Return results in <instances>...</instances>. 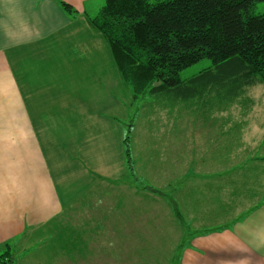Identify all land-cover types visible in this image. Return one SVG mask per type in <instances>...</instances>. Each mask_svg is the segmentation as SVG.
Wrapping results in <instances>:
<instances>
[{
	"label": "crops",
	"instance_id": "0c3cea01",
	"mask_svg": "<svg viewBox=\"0 0 264 264\" xmlns=\"http://www.w3.org/2000/svg\"><path fill=\"white\" fill-rule=\"evenodd\" d=\"M93 1L0 0L1 256L7 253L5 244L28 230L76 210L74 216L83 218L84 205L90 217L108 215L110 224L120 221L119 227L138 215L135 203L117 202L128 175L125 150L122 162L120 145L116 151L110 138L107 107L101 108L105 99L91 98V56L105 61L107 50L111 63L114 58L88 21L96 12ZM61 2L76 14L68 15ZM94 86L100 89V82ZM258 195L242 219L194 236L179 264H264V197ZM83 226L88 233V224ZM53 248L60 254L52 251L58 261L52 263L104 264L100 253L73 255L66 242Z\"/></svg>",
	"mask_w": 264,
	"mask_h": 264
},
{
	"label": "rangeland",
	"instance_id": "374dc122",
	"mask_svg": "<svg viewBox=\"0 0 264 264\" xmlns=\"http://www.w3.org/2000/svg\"><path fill=\"white\" fill-rule=\"evenodd\" d=\"M159 1L164 0H149L150 3ZM92 3L96 9L92 15L96 16L104 0ZM263 10L264 4H260L258 12ZM91 58L94 59L89 66V82H95L96 86L100 82V89L91 85V98L105 99L101 108L107 107L110 138L115 142L116 151L120 145L122 162L123 141L130 135L134 170L133 173L128 170L127 177L122 179L125 185H119L121 197L117 202L135 203L138 215L132 216L126 226L119 227L120 221L114 219L110 224L112 218L108 215L98 220L90 217V207L84 205L87 215L83 218L74 216L77 210L69 212L51 224L31 228L7 245L3 243L7 253L0 255V264H57L52 259L58 262L54 256L59 249L52 246L65 242L74 247L71 253L75 256L92 258L96 256L94 252L100 253L104 264H179L183 248L190 245L194 236L231 224L239 217L242 219L241 214L257 203L258 194L261 200L264 197L263 84L256 83L225 111H213L201 120L196 101L173 104L167 99L149 96L134 100L107 50L105 61L102 55L94 54ZM210 67L211 62L203 60L184 70L181 79L187 82ZM212 71L216 73V69ZM226 134L236 140L228 142L231 139ZM230 151L234 158H229ZM246 171L247 175L255 174L251 185L257 195L252 199L245 190L235 192L231 184L243 182ZM219 188L223 190L218 194ZM144 189L149 192H143ZM188 189L193 193L186 200ZM201 201L215 203H208L211 207H206ZM220 209L225 213L219 217V225L212 226L209 212L219 214ZM85 223L88 233L83 234ZM68 226L74 229L69 231ZM83 242L90 244L89 248H84Z\"/></svg>",
	"mask_w": 264,
	"mask_h": 264
},
{
	"label": "trees",
	"instance_id": "16d2710c",
	"mask_svg": "<svg viewBox=\"0 0 264 264\" xmlns=\"http://www.w3.org/2000/svg\"><path fill=\"white\" fill-rule=\"evenodd\" d=\"M60 4L68 15L76 14L70 5ZM260 4L264 0H104L88 21L109 44L134 100L149 96L173 104L196 101L197 115L205 120L208 113L225 111L256 83L264 85ZM203 60L211 62L208 71L187 82L181 79L184 70ZM124 150L127 168L133 173L130 135L124 139ZM228 155L235 157L232 152ZM252 176L246 171L243 182L231 183L235 192L245 190L251 199L256 197ZM192 193V189L185 191L186 200ZM212 202L202 203L211 207ZM209 213L212 226H217L225 212Z\"/></svg>",
	"mask_w": 264,
	"mask_h": 264
}]
</instances>
